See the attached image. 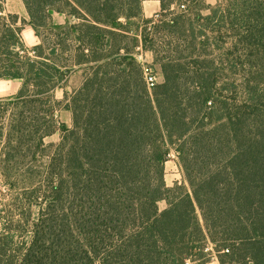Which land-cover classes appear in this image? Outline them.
Returning <instances> with one entry per match:
<instances>
[{
    "label": "trees",
    "instance_id": "16d2710c",
    "mask_svg": "<svg viewBox=\"0 0 264 264\" xmlns=\"http://www.w3.org/2000/svg\"><path fill=\"white\" fill-rule=\"evenodd\" d=\"M159 1L158 19L144 0H23L38 37L48 12L76 18L29 48L0 0V79L20 83L0 98V264H191L208 241L220 264H264V0ZM133 27L164 76L151 89ZM172 152L187 184L165 182Z\"/></svg>",
    "mask_w": 264,
    "mask_h": 264
},
{
    "label": "rangeland",
    "instance_id": "374dc122",
    "mask_svg": "<svg viewBox=\"0 0 264 264\" xmlns=\"http://www.w3.org/2000/svg\"><path fill=\"white\" fill-rule=\"evenodd\" d=\"M206 1L208 4H212V5L217 2V0H206ZM182 2H185V0L184 1L177 0V3L174 4V7H177L178 4ZM5 6L7 9V12L17 13L19 15L18 24L23 27L22 36H23L25 43L27 44L29 48L41 42H44L45 45L48 47L49 43L51 44L55 41L57 42L59 39V36H62V33L67 30L65 28V26L67 25V22L71 24L76 22V18L68 13L58 12L55 10L50 11V13L49 12L47 13L50 15V17L46 18L45 25H42L39 27L40 37H38L35 34L34 29L28 23L30 20V16L22 0H5ZM158 12H160V10ZM153 16H150V17H153ZM158 19H159V16H158ZM122 20L125 21L124 19ZM132 21L137 22L136 19H132ZM55 25H62L64 26V28H58ZM128 30H130L128 31V34L130 37H133L135 36V34H138V40H139L138 46H140V49H137L138 46L133 47L132 39H129V38L126 39V41H123L122 44H128V48L133 52V54L136 55L137 60H139L137 57L138 53L139 54L142 53L144 57L146 58L147 66L151 67L156 73L158 83L163 82L164 76H163L160 65L154 62L153 54L148 50H144L140 43L142 39V35H141L142 28H139L138 31H135L134 27H133V31H131L132 29H128ZM150 30L153 31L152 29L148 28V31ZM155 36H156L157 43L160 44V47L158 48L162 50L160 56H166V55L167 56L169 55L172 57L177 56L175 52H173L171 49H168L167 47H164L165 45L162 44L163 37H164L163 33H157L155 34ZM90 72H91V69H89L86 66L81 67V68L77 67L74 70H71L67 76L66 81L61 84L60 88L56 89L55 91L56 98L60 101H63L65 91H67L68 94L71 96L76 89L82 86L85 77L88 74H90ZM19 88H20V83L16 80L0 79V98H7L9 96H12L18 91ZM58 119L60 122H63L68 127H71L73 124L72 112L70 110L65 109L63 107V103L58 107ZM60 139H61V131L57 130L51 136H48L45 139V141L47 143H57L60 141ZM165 182L167 186H170V187L173 186L175 183L187 184L184 178L183 170L179 166L178 161H177V156L174 152L171 153L169 159L165 163ZM4 191H6V185L4 182V178L1 174V170H0V200L2 198V192ZM7 203L8 201L5 200L4 198H3V201H0V214L3 215L4 212L10 214L9 210H11L12 208L7 206L6 205ZM158 205L160 209H164L167 206V203L165 200H160L158 202ZM14 218L16 220L18 217L14 216ZM20 235H21L20 233H16V236H15L16 241L20 239ZM209 242L210 241L206 242V244ZM206 244L204 245V249L206 247ZM204 255H205L204 259H197L196 261L190 262V263L191 264H218L219 259H218L217 251H216L215 256H211L208 254V252H205L204 250Z\"/></svg>",
    "mask_w": 264,
    "mask_h": 264
},
{
    "label": "built area",
    "instance_id": "2783aa9c",
    "mask_svg": "<svg viewBox=\"0 0 264 264\" xmlns=\"http://www.w3.org/2000/svg\"><path fill=\"white\" fill-rule=\"evenodd\" d=\"M184 5H182L183 7ZM156 16H158V13L155 14ZM137 49H140V46L137 47ZM138 57V61H140V63H142L143 65V72H144V81L146 83V85L148 86V88H153L158 84V80H157V76L156 73L154 72V70L147 66L146 64V58L144 57V55L141 53L137 55ZM205 252H208L209 255L211 256H215L216 254V249L213 243L209 242L206 244L205 247ZM222 252H229V249H224L222 250Z\"/></svg>",
    "mask_w": 264,
    "mask_h": 264
},
{
    "label": "crops",
    "instance_id": "0c3cea01",
    "mask_svg": "<svg viewBox=\"0 0 264 264\" xmlns=\"http://www.w3.org/2000/svg\"><path fill=\"white\" fill-rule=\"evenodd\" d=\"M160 8H161V6H160L159 0H145L143 2V14L146 17L153 16L156 12H158L160 10ZM218 264H219V262H218Z\"/></svg>",
    "mask_w": 264,
    "mask_h": 264
}]
</instances>
